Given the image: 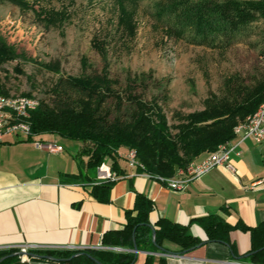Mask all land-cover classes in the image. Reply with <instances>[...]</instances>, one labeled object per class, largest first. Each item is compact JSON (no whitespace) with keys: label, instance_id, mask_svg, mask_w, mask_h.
Here are the masks:
<instances>
[{"label":"crops","instance_id":"0c3cea01","mask_svg":"<svg viewBox=\"0 0 264 264\" xmlns=\"http://www.w3.org/2000/svg\"><path fill=\"white\" fill-rule=\"evenodd\" d=\"M233 144L236 171L217 166L176 190L124 160L123 175L107 196H97L92 190L101 182L98 170L88 166L80 142L51 153L24 135L7 137L0 142V258L16 255L1 264H78L85 250L133 251L107 246L103 236L124 227L137 193L154 204L151 224L167 218L187 226L200 244L182 252L181 245L164 240L161 249L139 250L132 264H264V247L252 235L264 224V139L235 136ZM216 219L232 227L226 242L209 239L205 223ZM23 248L55 259L25 258L19 253ZM52 249L75 250V260L49 254Z\"/></svg>","mask_w":264,"mask_h":264},{"label":"trees","instance_id":"16d2710c","mask_svg":"<svg viewBox=\"0 0 264 264\" xmlns=\"http://www.w3.org/2000/svg\"><path fill=\"white\" fill-rule=\"evenodd\" d=\"M159 13L175 16V26L168 29L179 36L191 30L198 45L218 42L230 46L252 24L264 20V0H173ZM49 67L58 72L60 63ZM226 85L225 95L211 94L201 110L177 112V123L171 125L165 102L158 96L148 98L142 82L131 76L122 81L106 70L85 68L79 76H61L54 83L49 98L41 100L31 116L30 137L54 134L78 141L80 153L89 157L90 168L96 169L110 158L112 170L119 176L125 172L120 164L125 160L121 149H135L138 171L153 178H172L189 163L232 141L236 128L245 125L264 100V78L251 85L229 78ZM0 94L7 92L0 87ZM113 183L99 182L92 192L107 196ZM153 209L152 200L137 193L134 207L127 210L126 224L107 231L103 244L132 250L135 243L138 250L152 251L161 249L164 240H171L183 247L182 252L200 244L187 226L167 218L160 219L155 227L149 219ZM205 228L210 240L226 242L232 227L216 219L205 223ZM252 235L264 247V224L253 229ZM81 255L84 259L78 264H98L94 259L100 264H132L136 259L133 251L85 250ZM73 256L60 258L75 260Z\"/></svg>","mask_w":264,"mask_h":264},{"label":"rangeland","instance_id":"374dc122","mask_svg":"<svg viewBox=\"0 0 264 264\" xmlns=\"http://www.w3.org/2000/svg\"><path fill=\"white\" fill-rule=\"evenodd\" d=\"M170 1L1 0V90L7 92L4 95L41 101L49 98L61 76H79L85 68L106 70L122 81L131 76L142 82L148 98L158 96L165 102L164 110L174 125L177 112L201 110L211 94L225 95L229 78L247 85L264 78L263 19L230 46L198 45L191 30L179 36L168 29L175 26V16L159 12ZM55 62L60 63L58 72L49 67ZM44 136L32 135L28 140L36 145L53 143L63 150L77 142ZM128 150L121 149L127 166ZM102 166L115 172L112 159L107 158L96 168L98 181L115 182L121 177L115 172V180L99 178ZM47 251L59 257L75 253Z\"/></svg>","mask_w":264,"mask_h":264},{"label":"built area","instance_id":"2783aa9c","mask_svg":"<svg viewBox=\"0 0 264 264\" xmlns=\"http://www.w3.org/2000/svg\"><path fill=\"white\" fill-rule=\"evenodd\" d=\"M39 105L40 101L27 99L23 95L11 97V95L2 94L0 96V142L5 141L9 136L24 135L29 138L31 136L30 119ZM22 116H29V125L19 124V117ZM235 136H239L242 140L251 137L257 142H261L264 139V108H261L256 116H252V123L249 124V127L235 133ZM37 146L45 148L51 153L63 151L62 146L53 143L37 144ZM234 148L233 140L226 142L202 160L193 161L180 169L174 177L161 180L167 182L171 189L183 190L191 180L202 176L214 167L223 165L232 171H236L230 157ZM126 157L128 165L131 168H136L138 165L136 150L129 149ZM100 170H102L100 172H103L99 175L101 179L115 180L118 178L115 172L110 171L104 166ZM22 251L27 252V249L23 248ZM23 255L25 258H28L26 253Z\"/></svg>","mask_w":264,"mask_h":264},{"label":"bare ground","instance_id":"6f19581e","mask_svg":"<svg viewBox=\"0 0 264 264\" xmlns=\"http://www.w3.org/2000/svg\"><path fill=\"white\" fill-rule=\"evenodd\" d=\"M0 96H2V94H0ZM11 97H18V96H11ZM25 98L27 99H32V100H35V101H38L34 98H30V97H27V96H24ZM261 108H264V100L262 101V104L260 105V107L258 108V110L250 115L248 118H247V122L245 125H242V126H238L236 128V133L241 131V130H244L246 127H249V124L252 123V116H256V114L258 113V111L261 109ZM19 124H22V125H29V116H22V117H19Z\"/></svg>","mask_w":264,"mask_h":264},{"label":"water","instance_id":"95a60500","mask_svg":"<svg viewBox=\"0 0 264 264\" xmlns=\"http://www.w3.org/2000/svg\"><path fill=\"white\" fill-rule=\"evenodd\" d=\"M133 251H135L136 252V254L139 252V250H138V248H137V246H136V244L134 243V248H133ZM20 254H24V253H26L27 255H30V256H35V257H42V258H46V259H55V258H53L52 256H50V255H37V254H35V253H32V252H24V251H21V252H19ZM14 255H16V254H11V255H6V256H3V257H1L0 258V264L1 263H3L8 257H10V256H14ZM93 258V257H92ZM94 259V258H93ZM98 264H100V262L99 261H97L96 259H94Z\"/></svg>","mask_w":264,"mask_h":264}]
</instances>
